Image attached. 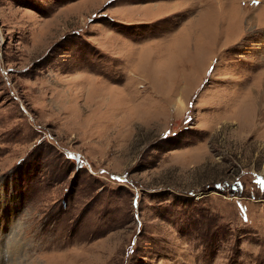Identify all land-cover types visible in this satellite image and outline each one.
<instances>
[{"label":"rangeland","instance_id":"1","mask_svg":"<svg viewBox=\"0 0 264 264\" xmlns=\"http://www.w3.org/2000/svg\"><path fill=\"white\" fill-rule=\"evenodd\" d=\"M0 264H264V0H0Z\"/></svg>","mask_w":264,"mask_h":264},{"label":"bare ground","instance_id":"2","mask_svg":"<svg viewBox=\"0 0 264 264\" xmlns=\"http://www.w3.org/2000/svg\"><path fill=\"white\" fill-rule=\"evenodd\" d=\"M196 1V0H195ZM176 108H180L181 109V106H182V100L178 97L176 100Z\"/></svg>","mask_w":264,"mask_h":264},{"label":"crops","instance_id":"3","mask_svg":"<svg viewBox=\"0 0 264 264\" xmlns=\"http://www.w3.org/2000/svg\"><path fill=\"white\" fill-rule=\"evenodd\" d=\"M180 98V97H179ZM181 99V98H180Z\"/></svg>","mask_w":264,"mask_h":264}]
</instances>
